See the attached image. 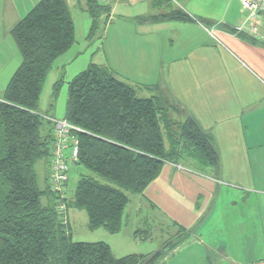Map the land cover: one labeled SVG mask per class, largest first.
I'll return each instance as SVG.
<instances>
[{"label": "trees", "instance_id": "1", "mask_svg": "<svg viewBox=\"0 0 264 264\" xmlns=\"http://www.w3.org/2000/svg\"><path fill=\"white\" fill-rule=\"evenodd\" d=\"M86 2L91 17L106 13L109 20L108 3ZM162 16L188 19L182 11ZM75 33L66 0H39L11 30L22 61L0 97V264H163L190 239L186 227L179 226L186 237L168 242L152 256L116 257L106 242L73 241L69 209L86 211L90 230L116 234L124 225L128 191L143 194L166 162L216 169L219 154L193 119L174 121L160 98L140 97L108 67L91 63L70 82L65 119L82 129L73 163L107 182L81 176L75 199L68 202L65 195L63 223L48 173L46 190L37 181L36 163L47 157L50 165L54 131L45 116L51 134L43 137L38 103L49 70L73 46ZM43 194L48 195L45 204Z\"/></svg>", "mask_w": 264, "mask_h": 264}, {"label": "crops", "instance_id": "2", "mask_svg": "<svg viewBox=\"0 0 264 264\" xmlns=\"http://www.w3.org/2000/svg\"><path fill=\"white\" fill-rule=\"evenodd\" d=\"M38 1L0 0L1 25L13 28ZM170 1L175 3L108 0V30L112 34L107 40L112 41L113 33L117 40L120 25L131 24L139 36L134 60L140 63L142 79L147 85L163 86L152 96L140 97L160 98L170 107L174 121L193 119L209 137L220 163L212 169L191 162H166L158 178L139 194L137 207L148 206L146 199L175 225L190 230L203 222L205 234L210 229L214 233L210 237H219L218 242H202L190 233V239L173 252H179L186 243L191 245L190 253L203 256V264H212L209 249L215 254L229 250L227 264H264V251L260 249L264 239V14L249 19L240 0H182L188 6L182 10L188 19L178 20L162 16L175 11L163 8ZM66 2L69 10L75 3L84 6L80 0ZM106 16L104 13L101 17ZM239 27L242 30L238 31ZM169 34L176 40L168 45L164 67V54L156 56L155 52L158 45L167 52L163 37ZM1 57L0 65H7L9 56L0 53ZM148 59L150 68L146 65ZM5 87L0 85V97ZM39 113L65 119L67 105L59 116L63 118ZM42 132L44 138L49 137V123ZM48 167L49 159L46 174Z\"/></svg>", "mask_w": 264, "mask_h": 264}, {"label": "rangeland", "instance_id": "3", "mask_svg": "<svg viewBox=\"0 0 264 264\" xmlns=\"http://www.w3.org/2000/svg\"><path fill=\"white\" fill-rule=\"evenodd\" d=\"M80 1L84 5L83 7L77 6L76 3L73 5L68 3L74 18L73 20H75V43L67 52L57 58L52 68L49 70L39 98L38 110L42 113L46 114V112H48L59 117L61 111L63 113L66 109L70 82L78 74L86 70L90 63L108 67L114 77L131 85L139 96H152L155 94L158 87L163 89V86L160 85H147L145 80L142 79L144 76H142L140 63L134 60V49L139 45V36L130 28L131 24H121L120 27L122 30H119L116 34L118 39L114 40L113 33L112 41L107 40L108 34H112L108 30V25H110L108 18H89L87 14V0ZM170 3L171 4L167 2L163 8L166 9L170 7V9H175V11H182L188 8L182 0H175V3L170 1ZM117 18V16L114 17L115 20ZM90 21V27H88ZM5 25H7V23ZM11 30L12 28L3 27L0 21V53L8 55L10 58L7 65H0V85H6V87L22 61L20 51L13 40ZM163 40L167 52L165 53L164 49L160 50L161 45H158V49L155 53L156 56L157 54L158 56L164 54L165 67L167 65L166 55L169 51L168 45H172L176 39L169 34L164 35ZM113 43L114 46L112 47L111 45ZM17 56H19L18 61H16ZM3 58L4 57H1V62H3ZM146 65L148 68L151 67L150 59L146 61ZM11 70H13V72L10 76L5 77ZM4 77L6 80H3ZM51 104H53L52 112L49 110ZM44 116L43 114V117ZM59 118H63V116ZM43 121H45L43 122L44 126L47 124L45 117ZM47 162L48 158L44 157L36 163L37 181L41 190L47 189ZM81 176H93L102 182H107V180L87 167L78 163H73L69 172V180L66 184L65 195L68 202L75 199L78 181ZM127 195L130 201L125 209L124 225L122 230L116 234L108 232L105 228L90 230L88 227L87 212L71 208L70 215L73 241L106 242L110 245L116 257H123L131 254L152 256L168 242H177L183 237H186V234L182 233L179 226L175 225L171 218L163 214L159 209L152 208L148 200L145 199V203L149 207L143 206L142 209H139L137 204L140 195L129 191ZM41 199L43 204H45L48 200V195L43 194ZM74 213H76L75 219L73 217ZM202 221H205L204 217ZM202 223L203 222L190 230L186 229L193 236L196 235V238L202 242L205 240L213 242L214 239L218 242L219 237H210L214 235L213 231L210 229L209 232L206 233L209 237L205 236V227L201 226ZM136 232H138V235H135ZM190 246V244L185 243L179 249V252L176 251L169 254L163 264H203V256L201 257L190 253L192 250ZM260 249L264 251V239L261 241ZM209 252L211 253L210 257L212 264H227V256L231 254L229 250L215 254L209 249Z\"/></svg>", "mask_w": 264, "mask_h": 264}, {"label": "built area", "instance_id": "4", "mask_svg": "<svg viewBox=\"0 0 264 264\" xmlns=\"http://www.w3.org/2000/svg\"><path fill=\"white\" fill-rule=\"evenodd\" d=\"M108 3V0H98ZM244 10L249 13V19H256L264 14V0H240ZM242 27L238 28V31ZM213 37L214 33L208 31ZM53 124V140L51 145V159L48 172L50 190L58 197L57 210L62 222H67V209L65 204L66 184L69 180L71 163L76 162L79 154V138L77 132L82 129L72 125L66 119H50Z\"/></svg>", "mask_w": 264, "mask_h": 264}]
</instances>
